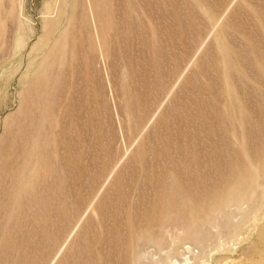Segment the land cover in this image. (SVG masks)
<instances>
[{
  "label": "rangeland",
  "instance_id": "obj_1",
  "mask_svg": "<svg viewBox=\"0 0 264 264\" xmlns=\"http://www.w3.org/2000/svg\"><path fill=\"white\" fill-rule=\"evenodd\" d=\"M0 25V264H264V0Z\"/></svg>",
  "mask_w": 264,
  "mask_h": 264
},
{
  "label": "bare ground",
  "instance_id": "obj_2",
  "mask_svg": "<svg viewBox=\"0 0 264 264\" xmlns=\"http://www.w3.org/2000/svg\"><path fill=\"white\" fill-rule=\"evenodd\" d=\"M22 6H23V5H22ZM22 6H21V7H22ZM5 7H6V6H5ZM21 7H20V8H21ZM22 9H23V8H22ZM20 14H21V13H20ZM21 16H22V15H21ZM23 18H24V17H23ZM0 26H1V25H0ZM215 26H216V24H215ZM215 26H214V27H215Z\"/></svg>",
  "mask_w": 264,
  "mask_h": 264
}]
</instances>
